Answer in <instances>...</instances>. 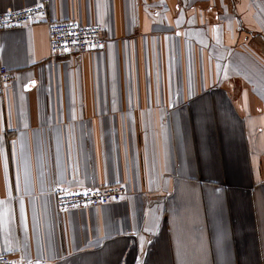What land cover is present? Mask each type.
<instances>
[{
	"label": "crops",
	"instance_id": "obj_1",
	"mask_svg": "<svg viewBox=\"0 0 264 264\" xmlns=\"http://www.w3.org/2000/svg\"><path fill=\"white\" fill-rule=\"evenodd\" d=\"M99 26L51 55L0 29V256L27 264H264V0H0ZM122 185L99 207L60 190Z\"/></svg>",
	"mask_w": 264,
	"mask_h": 264
},
{
	"label": "built area",
	"instance_id": "obj_2",
	"mask_svg": "<svg viewBox=\"0 0 264 264\" xmlns=\"http://www.w3.org/2000/svg\"><path fill=\"white\" fill-rule=\"evenodd\" d=\"M34 23H45L51 55L81 54L101 50L105 45L99 26H83L77 21H49L42 5L0 14V29L16 28ZM13 79V73L0 66V93ZM126 196L122 185L89 190H60L55 204L59 210L99 207L119 202ZM0 264H27L20 255H1Z\"/></svg>",
	"mask_w": 264,
	"mask_h": 264
}]
</instances>
